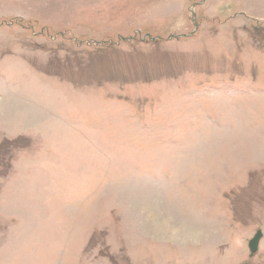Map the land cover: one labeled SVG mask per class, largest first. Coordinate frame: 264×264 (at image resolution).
Listing matches in <instances>:
<instances>
[{
	"label": "rangeland",
	"instance_id": "rangeland-1",
	"mask_svg": "<svg viewBox=\"0 0 264 264\" xmlns=\"http://www.w3.org/2000/svg\"><path fill=\"white\" fill-rule=\"evenodd\" d=\"M9 3L0 264H264V0Z\"/></svg>",
	"mask_w": 264,
	"mask_h": 264
},
{
	"label": "flooded vegetation",
	"instance_id": "flooded-vegetation-1",
	"mask_svg": "<svg viewBox=\"0 0 264 264\" xmlns=\"http://www.w3.org/2000/svg\"><path fill=\"white\" fill-rule=\"evenodd\" d=\"M12 0H0V34H11V31L13 30V26H16V23L21 22V15H18L14 13L12 10L14 7L9 3ZM37 13V11H34ZM34 21L37 22V19H34ZM15 22V24H13ZM28 27H21L20 31L24 35H44V34H52V35H58L60 32L59 30L55 32H50L48 28L43 27L41 29H34L33 24H27Z\"/></svg>",
	"mask_w": 264,
	"mask_h": 264
},
{
	"label": "water",
	"instance_id": "water-1",
	"mask_svg": "<svg viewBox=\"0 0 264 264\" xmlns=\"http://www.w3.org/2000/svg\"><path fill=\"white\" fill-rule=\"evenodd\" d=\"M261 237H262V233L260 231H257L256 234L253 236V238L248 242V249L251 255L257 251L258 243Z\"/></svg>",
	"mask_w": 264,
	"mask_h": 264
}]
</instances>
